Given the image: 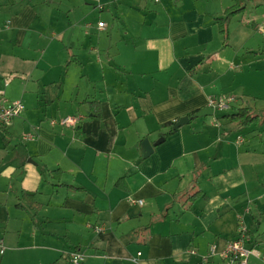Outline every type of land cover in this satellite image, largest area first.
Returning a JSON list of instances; mask_svg holds the SVG:
<instances>
[{"label": "crops", "instance_id": "1", "mask_svg": "<svg viewBox=\"0 0 264 264\" xmlns=\"http://www.w3.org/2000/svg\"><path fill=\"white\" fill-rule=\"evenodd\" d=\"M236 2L0 0V91L25 104L0 127V264H226L205 257L241 219L264 256V117L232 118L264 110V0L225 42Z\"/></svg>", "mask_w": 264, "mask_h": 264}, {"label": "built area", "instance_id": "2", "mask_svg": "<svg viewBox=\"0 0 264 264\" xmlns=\"http://www.w3.org/2000/svg\"><path fill=\"white\" fill-rule=\"evenodd\" d=\"M156 3L161 0H152ZM99 28H104L105 22L98 23ZM229 99L224 96L212 97L209 105L213 108V112L225 111L229 109ZM25 110V104L21 100H10L0 91V127H8L15 118L21 116ZM79 122L77 117H65L59 120H52V124H61L63 126H73ZM132 202L138 201L142 204V200L131 199ZM254 240L249 228L241 219L236 237L225 242L223 247H219L218 243H212L209 246L208 254L205 259L220 256L226 264H248L251 256H259L264 261V256L252 246ZM5 251L3 240H0V254ZM73 264H81L84 261V254L80 251H73L67 255Z\"/></svg>", "mask_w": 264, "mask_h": 264}, {"label": "trees", "instance_id": "3", "mask_svg": "<svg viewBox=\"0 0 264 264\" xmlns=\"http://www.w3.org/2000/svg\"><path fill=\"white\" fill-rule=\"evenodd\" d=\"M247 0H237L236 4L231 6L226 10L225 17L219 18V27L221 33L224 35L225 42L229 39V26H228V20L232 16L238 15L239 13L243 12L246 8L244 5V2ZM197 113L195 111L192 115L194 116ZM264 117V110L260 112H257L256 110L252 109L251 107H243L241 108L236 114L232 115V118L235 121H238L240 125L242 126H248L253 123L258 124L260 118ZM175 129H172L170 132L174 131ZM25 196L27 197H34V193L31 192H25ZM194 197V196H193Z\"/></svg>", "mask_w": 264, "mask_h": 264}, {"label": "water", "instance_id": "4", "mask_svg": "<svg viewBox=\"0 0 264 264\" xmlns=\"http://www.w3.org/2000/svg\"><path fill=\"white\" fill-rule=\"evenodd\" d=\"M212 113H213V108L211 106H209V107L204 108V109L200 110L199 112H197L195 114V116L201 117V116L211 115ZM191 119H192V117H190V116H185V117L180 118L176 122V124L173 126V129H178V128L188 124ZM163 141H164V137H161L155 144H151L148 139H145L142 143V149H143L144 156L145 157L149 156L153 152L154 146L159 145Z\"/></svg>", "mask_w": 264, "mask_h": 264}, {"label": "rangeland", "instance_id": "5", "mask_svg": "<svg viewBox=\"0 0 264 264\" xmlns=\"http://www.w3.org/2000/svg\"><path fill=\"white\" fill-rule=\"evenodd\" d=\"M260 38V37H259Z\"/></svg>", "mask_w": 264, "mask_h": 264}]
</instances>
